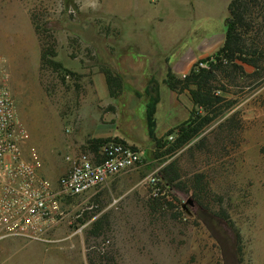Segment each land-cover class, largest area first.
Wrapping results in <instances>:
<instances>
[{
	"label": "rangeland",
	"instance_id": "374dc122",
	"mask_svg": "<svg viewBox=\"0 0 264 264\" xmlns=\"http://www.w3.org/2000/svg\"><path fill=\"white\" fill-rule=\"evenodd\" d=\"M231 1L0 0V67L16 120L29 135L26 147L39 153L60 123L66 135H87L79 151L66 150L65 161L94 151L99 139L123 142L141 156L134 168L88 197L63 199L64 217L48 229L44 242L0 240V260H45L52 254L69 264H223L220 244L196 218V207L186 206L190 215L182 208L192 197L197 206L224 215L237 237L238 264H264V76L249 68L243 76L219 74L214 86L221 114L180 149H173L182 136L178 130L205 111L188 107L184 97L179 104L170 101L162 83L167 69L190 71L218 52ZM45 26L55 38L56 60L75 76L39 71L40 46L50 42ZM197 54L198 60L187 59ZM100 65L122 77L120 98L109 96L104 77H98ZM150 78L159 94L161 89L153 140L144 113ZM169 102L176 106L173 112ZM165 122L172 127L160 129ZM72 136L66 145L71 138L77 142ZM171 162L178 178L168 188L160 172ZM152 177L171 204L167 209L150 207Z\"/></svg>",
	"mask_w": 264,
	"mask_h": 264
},
{
	"label": "built area",
	"instance_id": "2783aa9c",
	"mask_svg": "<svg viewBox=\"0 0 264 264\" xmlns=\"http://www.w3.org/2000/svg\"><path fill=\"white\" fill-rule=\"evenodd\" d=\"M198 68H206L199 63ZM0 67V240L18 237L44 242L47 231L63 217L61 201L87 196L107 180L134 168L138 150L109 140L96 152L89 149L66 157L67 173L56 186L40 176L42 162L34 147H26L27 131L16 120V106ZM153 197L162 195L155 178L149 179Z\"/></svg>",
	"mask_w": 264,
	"mask_h": 264
},
{
	"label": "trees",
	"instance_id": "16d2710c",
	"mask_svg": "<svg viewBox=\"0 0 264 264\" xmlns=\"http://www.w3.org/2000/svg\"><path fill=\"white\" fill-rule=\"evenodd\" d=\"M228 18L225 21L226 32L222 47L212 58H209L201 63L206 64V68H198L194 66L188 74L182 78L176 77L169 69L162 80V83L167 89L176 94L187 92L194 107L201 108L205 111L203 116H196L197 122L194 120L187 122L192 123V126L182 129L180 128V138L175 140L173 149H180L185 146L190 140L197 136L202 129L212 123L220 114L218 104L221 99L217 95V90L214 83L217 82L218 75H230L236 73L245 75V68L253 70L252 75L264 76V0H232L228 7ZM261 12V14H257ZM260 17L261 22L258 21ZM43 31L49 32L48 40L45 45L40 46L39 50V71L50 70L53 73L63 72L69 76H75L73 72L65 69L63 65L56 60V43L50 27H44ZM99 72L103 75L104 81L111 98L118 99L121 97L123 90L122 77L114 73L106 66H98ZM139 97V94L136 93ZM145 103L144 113L147 126V134L150 139H155L156 119L155 113L157 105L160 101V94L154 78L147 81L144 88ZM192 115V113H191ZM190 115V117H192ZM173 130L168 132L170 135ZM109 141V140H108ZM107 141L96 140V152L99 146ZM176 163L171 162L165 166L160 172V179L168 188H173V184L177 181L178 173L176 171ZM198 183L199 180L198 177ZM150 207L154 210L167 209L171 204L166 200L165 196L150 195ZM218 217L226 220L224 215L217 213ZM227 221V220H226ZM100 221L93 224L92 235H98ZM239 252V249H237Z\"/></svg>",
	"mask_w": 264,
	"mask_h": 264
},
{
	"label": "crops",
	"instance_id": "0c3cea01",
	"mask_svg": "<svg viewBox=\"0 0 264 264\" xmlns=\"http://www.w3.org/2000/svg\"><path fill=\"white\" fill-rule=\"evenodd\" d=\"M200 53H202V52H200ZM199 55L200 54H197V55L191 56L190 58H187V59L196 61L199 59ZM65 69H69V68H65ZM171 69L175 75L181 76V77L185 76L189 72V70H187V71L181 70L178 67V65L173 66ZM98 77L101 79L103 76L101 74H99ZM169 92L171 93V98H172L170 101H175L179 104L180 97H184L187 101V106L193 107L192 102L187 98V96L185 94L179 95V94L173 93L171 91H169ZM160 94H161V89H160ZM168 105H169V110L173 112L175 110L176 106L170 105V102ZM155 115L157 118V111H156ZM163 127L167 130V129L172 127V123L165 122L164 124H162V126H160V129L161 128L164 129ZM63 132H64V134H63ZM85 135H86V133L84 134V136ZM71 136L72 135H70V134L66 135L62 124L58 123L57 127H55L54 132L52 134H49L47 139L44 140L43 144L40 146L39 156H40V159L42 162V169L40 171V176L50 180L54 186H56L58 178L61 175L67 173V171L69 169V164L67 163V161L63 160V156H65L66 150H68V151L70 150L72 153L77 152V151H79L76 149L77 146L79 145V143L83 142V138H84L83 135H80L78 137L72 136V137H74V139L76 138L77 142H75V140H73V138H71L70 144L67 143V145H66V141H65L66 137H71ZM103 137L104 136H98L97 135L95 138H103ZM13 240H15V239H10L9 242H11ZM16 243H18V242L14 241L13 245L17 246ZM1 257H2V254L0 253V258ZM0 264H69V262L59 261L58 259H56L51 254L50 256H48V259H45V260H42L41 257H39V259H34V260H25V259L21 260L20 259V260H15L12 262L0 260Z\"/></svg>",
	"mask_w": 264,
	"mask_h": 264
},
{
	"label": "water",
	"instance_id": "95a60500",
	"mask_svg": "<svg viewBox=\"0 0 264 264\" xmlns=\"http://www.w3.org/2000/svg\"><path fill=\"white\" fill-rule=\"evenodd\" d=\"M186 206L196 207L194 211L196 218L203 223L213 238L220 244L223 264H238L235 256L237 237L228 223L208 210L197 206L192 197H189L182 204L183 210L186 211L187 215H190L186 210ZM220 231L225 234V237L220 235Z\"/></svg>",
	"mask_w": 264,
	"mask_h": 264
}]
</instances>
